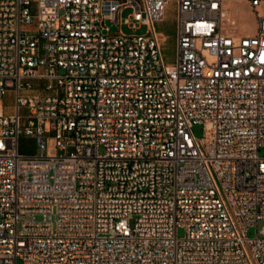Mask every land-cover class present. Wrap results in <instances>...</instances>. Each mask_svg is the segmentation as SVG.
I'll list each match as a JSON object with an SVG mask.
<instances>
[{
	"label": "built area",
	"instance_id": "built-area-1",
	"mask_svg": "<svg viewBox=\"0 0 264 264\" xmlns=\"http://www.w3.org/2000/svg\"><path fill=\"white\" fill-rule=\"evenodd\" d=\"M170 1L0 0V264H264V0Z\"/></svg>",
	"mask_w": 264,
	"mask_h": 264
},
{
	"label": "rangeland",
	"instance_id": "rangeland-1",
	"mask_svg": "<svg viewBox=\"0 0 264 264\" xmlns=\"http://www.w3.org/2000/svg\"><path fill=\"white\" fill-rule=\"evenodd\" d=\"M229 1V2H228ZM225 3V7L228 9L229 14L235 20V28L237 33L250 34L254 31L255 20L251 12L250 6L246 0H228ZM174 1L169 2L166 8L165 18L162 20L160 25H157V30L162 31L161 39V51L163 54L164 61L166 63H172L176 56V43L173 29V23L175 19ZM261 10L264 11V4H261ZM130 8L123 9L121 12L122 16H126L130 12ZM111 32L122 31L124 33H141L145 30L144 25H138L136 28L130 24H116L110 20L106 21ZM14 93L7 91L1 96L0 109L5 112L13 111ZM192 130L197 137L203 135L204 129L201 122L195 123L192 126ZM50 140L48 139V142ZM19 151L26 154H35L37 152V145L33 137L22 136L19 140ZM104 149L102 146L99 147V153H103ZM259 154L264 156V148H260ZM182 229H178V234L182 235ZM246 233L249 236L255 234L253 227L247 229ZM16 264H22L21 260L18 259Z\"/></svg>",
	"mask_w": 264,
	"mask_h": 264
},
{
	"label": "crops",
	"instance_id": "crops-1",
	"mask_svg": "<svg viewBox=\"0 0 264 264\" xmlns=\"http://www.w3.org/2000/svg\"><path fill=\"white\" fill-rule=\"evenodd\" d=\"M171 1H173V0H171ZM170 1V2H171ZM175 4V3H174ZM167 8V7H166ZM165 13H166V10H165ZM175 16V19H174V23H173V29H174V35H175V37H176V24H177V21H176V15H174ZM164 18H165V14H164ZM163 18V19H164ZM162 19V20H163ZM162 20H160V21H156V22H154V26H155V29H156V31L160 34V36H161V39H162V35H164L163 33H162V31H159V30H157V25H160L161 24V22H162ZM9 92V91H8ZM0 103H1V97H0ZM4 112H5V110H3ZM5 113H10V112H5Z\"/></svg>",
	"mask_w": 264,
	"mask_h": 264
},
{
	"label": "bare ground",
	"instance_id": "bare-ground-1",
	"mask_svg": "<svg viewBox=\"0 0 264 264\" xmlns=\"http://www.w3.org/2000/svg\"><path fill=\"white\" fill-rule=\"evenodd\" d=\"M226 1H228V0H226ZM226 1H225V3H226ZM228 2H229V1H228ZM225 13H226V15H227L228 17H231L227 8L225 9Z\"/></svg>",
	"mask_w": 264,
	"mask_h": 264
}]
</instances>
